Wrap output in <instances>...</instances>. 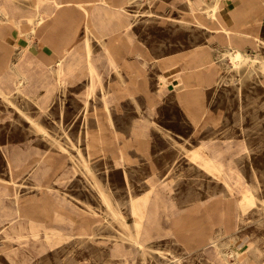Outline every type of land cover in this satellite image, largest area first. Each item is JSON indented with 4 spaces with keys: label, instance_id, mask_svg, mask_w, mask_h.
I'll use <instances>...</instances> for the list:
<instances>
[{
    "label": "rangeland",
    "instance_id": "rangeland-1",
    "mask_svg": "<svg viewBox=\"0 0 264 264\" xmlns=\"http://www.w3.org/2000/svg\"><path fill=\"white\" fill-rule=\"evenodd\" d=\"M102 1L106 10L94 20L91 3V30L75 38L71 75L52 68L49 84L21 75L0 94V264H226L219 245L216 263L213 248L193 242L221 223H230L232 235L220 236L222 247L231 239L226 253L236 251L230 264H264V0H221L222 15L218 0ZM19 2L24 38L53 53L68 25L41 30L38 16L31 32L24 3L36 0ZM10 34L1 22L0 39ZM5 42L0 58L16 54ZM235 50L246 59L233 63ZM196 151H215L232 168L228 181ZM152 185L168 204H158L142 249L130 208L135 201L139 214ZM51 192L69 204H49ZM80 212L88 223H75ZM54 219L61 229L49 227ZM42 235L64 236L50 246ZM36 236L31 257L14 252Z\"/></svg>",
    "mask_w": 264,
    "mask_h": 264
},
{
    "label": "crops",
    "instance_id": "crops-1",
    "mask_svg": "<svg viewBox=\"0 0 264 264\" xmlns=\"http://www.w3.org/2000/svg\"><path fill=\"white\" fill-rule=\"evenodd\" d=\"M58 1L63 5L62 8L60 9H57L54 6V0H49V2H45L44 4H41L42 5L41 9H44L49 15V20L47 22V25L45 26L44 29L41 28V30L48 29L50 31H53L63 24H67L69 29L64 34H62L63 35L62 42L60 45H57L54 48V52L51 54H47L40 49V46H44L46 42L39 41V44L37 45L36 42L34 41L35 38L32 35L28 37L29 39L24 38L23 36V32L25 31L23 30L22 19H20V16L18 15V13L23 9L21 7L23 3H20L19 0H14V1L9 0L8 6L6 5L3 6L2 4H5V3L3 0H0V9H2L3 11H6V10L10 11L6 17L1 16V19H2L1 21L5 22V19H6L7 24L11 29V34H10L11 36L7 40H4V39H0V40L6 41L5 43L11 48V50H16L15 55L8 54L5 57L0 58V82L15 83L21 77V75L26 76L27 78L32 80L28 72L30 69H33L34 77L36 78L37 76H39V79L37 82H40V84L53 83V80L55 79L56 75H55V71H52L51 69L57 68L55 63L62 56L64 48H67L68 46L73 45L72 43H74L75 38L79 33V30L82 29L84 9L90 12L92 9L90 8V6L89 7L87 6L90 5L92 2L95 5H99V6L100 4L101 6L103 5L102 0H58ZM110 1L111 3H115V4L124 2V0H119V1L110 0ZM24 4L29 6L28 14L25 17H27V20L30 24V31H31L33 27L32 25H34V22H35L34 19L37 14H33L34 9H35V7H32L33 2L24 3ZM79 25H82V26L80 27ZM239 29H242L241 26L237 28V30ZM242 33L246 34L248 37L250 36L249 33H246V32H242ZM199 52L200 50L195 49L193 53L189 55L188 58L186 57L187 58L186 63L188 62V60H192V58L197 59ZM204 56H208V54L206 53V55ZM77 60H80L79 55H74V59L68 65L67 75H71L74 72L73 68L75 67L77 63ZM32 82L33 80L31 81V83ZM195 153H199L207 159H212L214 160L216 164L220 165L223 168V170L221 171L223 173V179L227 180L228 176L232 175V168L230 166L226 167L219 160V157L218 155L215 154V151H211L210 153L196 151ZM197 161L201 166H204L203 161L201 162L200 159L199 160L197 159ZM39 195L40 196H38V198H41L40 193ZM146 195L149 196L150 202L144 208L140 209V212L138 215H134L132 212L133 210L131 209L132 207L130 208V214L133 219L132 220L133 222L130 224L134 226L136 221L141 223V239L149 247L150 245L148 244V241H150L151 238L153 237V234L151 233V230L149 227V224L152 221V217L154 219V217L157 216L158 211L156 210L160 202H162L166 207L168 203L166 199L162 196V193L158 189H156L154 185H152L150 191L144 194V196ZM46 196L47 197L44 200H46L49 204L55 205L57 208H60V210H62L64 205H66L67 203L69 204V201L67 200L66 197H55V195H53L52 192ZM153 208H156V209H153ZM71 209L72 211L79 212L78 208L73 205H71ZM57 220L58 219L52 220V222L49 224V227L56 229V230L61 229L60 227H56L52 225V223H54ZM73 220L75 221V223L83 224L84 222L88 223L89 218L86 212L84 213L80 212L79 215L75 217V219ZM73 220L70 219V221H73ZM229 227H230V223H224V224L221 223L220 227L218 228L209 226L208 230L204 231L203 229L197 232L196 235L193 236V242L196 243L197 246L198 244L201 245L199 249H206L207 247L213 248L212 247L213 245H219L222 251H226L229 249L228 247H232V245L230 244L231 239L228 240L227 247H222L220 245V239L222 237L220 236L221 234H224L225 237L231 236L232 235L231 232L226 233V230H228ZM42 236L47 242H49L50 246H54L60 241V239L63 238L64 235H60V236L54 235V236H51L50 238H46L44 235ZM25 238L26 237L17 240L18 241L17 246L15 247L14 252L16 254L28 253L27 256L31 257L29 255L31 253L30 248L31 249L37 248L36 242L39 240L40 236L34 237L33 243H30ZM117 243L119 245V248L123 247L122 241H118ZM45 249L46 247L40 246V248L38 249L39 250L38 252H43L45 251ZM189 254H191V252H189ZM189 254H181V255L175 254V256L176 257L179 256L180 258L185 260L188 258ZM217 258H218V252L215 250V256L213 260H215L216 263H217ZM28 264H32V262Z\"/></svg>",
    "mask_w": 264,
    "mask_h": 264
},
{
    "label": "bare ground",
    "instance_id": "bare-ground-1",
    "mask_svg": "<svg viewBox=\"0 0 264 264\" xmlns=\"http://www.w3.org/2000/svg\"><path fill=\"white\" fill-rule=\"evenodd\" d=\"M4 1V3L5 4H2L3 6H8V1L9 0H3ZM55 2H54V6L57 8V9H60V8H62V4L58 1V0H54ZM134 1V0H133ZM156 1V0H155ZM24 2V1H23ZM46 2V0H36V6H35V9H34V13L33 14H37L36 15V18H38V16H40V18H39V20L37 21V28L38 29H44L45 28V26L47 25V22H48V20H49V15L47 14V12L44 10V9H41V4H44ZM83 2V1H82ZM128 2V1H127ZM149 2V1H148ZM93 3V2H92ZM126 3V2H125ZM68 4V3H67ZM73 4V3H72ZM83 4V3H82ZM1 5V6H2ZM95 5V4H94ZM89 6H91V5H88L87 7H89ZM221 0H218L217 2H216V4L212 7V9H213V12H214V14L216 13V12H220L221 13V15L223 14V12H222V10H221ZM85 7H86V5H85ZM73 8V7H72ZM88 9V8H87ZM104 9H105V7H103V6H99V5H96L95 7H94V9H93V19L95 20V19H98V17H99V15H100V13L101 12H104ZM209 10V9H208ZM10 11L9 10H6V11H3L2 9H0V23L2 22L1 20V16H4V17H6L7 15H8V13H9ZM4 13V14H3ZM208 15H210V14H208ZM212 17V16H211ZM8 18V17H7ZM5 22L7 23V21H6V19H5ZM35 22H36V19H35ZM35 22H34V24H35ZM82 23H83V26L85 27V29L87 28V31H89V30H91V15H90V12L89 11H87L86 9H84V16H83V21H82ZM81 23V24H82ZM32 26H34V25H32ZM80 27L82 26V25H79ZM95 27V26H94ZM236 27V26H235ZM208 28V27H207ZM37 29V30H38ZM219 29V28H218ZM34 30V27H32V29H31V32ZM222 30V29H221ZM95 31V30H94ZM225 31H227L228 32V29H225ZM233 31V30H232ZM234 32H235V29H234ZM75 34V33H74ZM100 34V33H99ZM28 39V38H27ZM89 40V39H88ZM87 40V56H86V59H87V61H88V63H89V71H91V72H93L94 70H95V66H94V64H93V62H92V55H91V51H92V48H91V45H90V42ZM120 40V39H119ZM99 41H100V39H99ZM73 44V43H72ZM74 45V44H73ZM73 45H71V46H68L67 48H64V50H63V54H62V56L56 61V63H55V65H56V67H57V72H58V74H59V76L61 75H63V74H65V75H67V68H68V65H69V63L74 59V53H73ZM107 48V47H106ZM229 49V48H228ZM228 53V52H227ZM111 54H109V57H110V59H112L111 58ZM229 56H230V58L233 60V63H234V61H241V60H245L246 59V57L242 54V52L241 51H239V50H235V51H233V52H230L229 53ZM67 59H69V62H67ZM257 61V60H256ZM249 63V62H248ZM255 63V62H254ZM31 64V63H30ZM113 64H115V63H113ZM237 65V64H236ZM235 65V66H236ZM213 66V65H212ZM214 68V67H213ZM196 70V69H195ZM29 76H30V78L32 79V80H34V72H33V69H30L29 70ZM93 74V73H92ZM6 81V80H5ZM7 82H0V94H2L3 96H5V97H7V95H6V88H7ZM8 87H10V86H8ZM48 92V91H47ZM201 157V156H200ZM197 158V157H196ZM203 159H205V158H203ZM214 162V161H213ZM209 163V162H208ZM208 165V164H207ZM231 174V173H230ZM230 178V177H229ZM237 178H239V177H237ZM237 181H238V179H237ZM42 187V186H41ZM47 188V187H46ZM5 189V188H4ZM51 189V188H50ZM40 191V190H39ZM2 192V191H1ZM104 192H106V191H104ZM6 193V192H5ZM1 194V193H0ZM103 194V193H102ZM6 195V194H5ZM104 195V194H103ZM104 198H105V196H104ZM130 198V197H129ZM107 199V198H106ZM132 200V199H131ZM130 199H129V201H131ZM106 203L108 204V207H109V210L113 213V215L115 214V212H117V213H119L118 211H115L114 212V210H113V208H112V205L109 203V201L107 200L106 201ZM134 203H135V201L132 203L133 204V207H132V204H131V209H133L134 211H132L133 212V214L135 213V209H134ZM111 205V206H110ZM144 205V204H143ZM139 207V206H138ZM17 209V208H16ZM116 210H117V208H115ZM138 209H140V208H138ZM116 216V215H115ZM122 216V215H121ZM116 218H117V216H116ZM118 219V218H117ZM116 220V219H115ZM123 220V219H122ZM121 220V221H122ZM90 221H92V220H90ZM95 221V220H94ZM124 221V220H123ZM123 221H122V224H123ZM97 222V221H96ZM98 223V222H97ZM99 224V223H98ZM102 224V223H101ZM119 224H121V223H119ZM97 225V224H96ZM128 223H125V226H127V228H128ZM135 228H136V233H138L139 235H140V238H138V239H136L135 237V239L134 238H132L133 240H135V241H133V242H135L136 244V246H138V247H140V248H147L148 246L144 243V241H142V239H141V233H140V230H138V227H139V224L137 223V222H135ZM129 229V228H128ZM127 229V230H128ZM46 230V229H45ZM135 230V229H134ZM47 233V232H46ZM80 234V233H79ZM92 234V233H91ZM96 234V233H95ZM212 234V233H211ZM135 234H133V236H134ZM82 236V235H81ZM37 237V236H36ZM85 237H87V236H85ZM210 239V238H209ZM132 242V243H133ZM215 246V245H214ZM224 255H225V262H226V264H230V259H229V257H232V258H234V254H236V251L235 250H233V252H231L230 254L229 253H226V251H223L222 252ZM233 253V254H232ZM222 255V254H221ZM220 257V256H219ZM236 260V259H235ZM234 260V261H235ZM235 264H238V261L236 260L235 261Z\"/></svg>",
    "mask_w": 264,
    "mask_h": 264
}]
</instances>
